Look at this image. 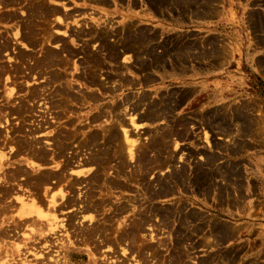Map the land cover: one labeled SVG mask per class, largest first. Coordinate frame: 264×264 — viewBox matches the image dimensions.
<instances>
[{"label":"rangeland","instance_id":"374dc122","mask_svg":"<svg viewBox=\"0 0 264 264\" xmlns=\"http://www.w3.org/2000/svg\"><path fill=\"white\" fill-rule=\"evenodd\" d=\"M30 1H40L47 7L63 4L69 17L59 13H47L45 19L39 14L30 15ZM151 12L152 0H0V154L4 156L0 163V264H179L172 246L176 220L151 215L134 231V239L123 236L126 225L120 222H129L133 207L134 211L148 210L149 214L151 207L177 206L200 211L204 220L228 224L233 231L231 238L219 240L209 224L197 220L200 228L187 241L193 243L188 247V258L184 255L188 264H264V180L252 173L253 161L264 159V109L257 101L229 105L225 99L207 106L215 107L214 114H182L175 109L178 103L170 101V88L175 92L179 84H152L151 64L139 69L132 59L126 60L129 52L111 59L99 47L95 39L98 33H111L105 42L113 43L116 32L130 30L140 35L141 46L152 48V40L157 37L151 36L152 26L142 16H152ZM87 31H91L90 35ZM158 40L157 47H164L163 38ZM169 42L171 47L180 44L175 39ZM84 46L101 61L87 62ZM148 58L149 54H141L140 61L147 64ZM88 71L97 76L101 85L86 81ZM66 81L71 99L60 92ZM138 102L141 105L133 111L131 104ZM151 103L152 108L164 107L162 112L169 114L152 122L140 119ZM201 103L189 107L197 108ZM105 109L107 115L92 120ZM120 121L137 139L139 155L130 159L124 151L120 176L134 181L111 189L112 202L106 199L100 204L98 200L105 197L107 189L87 183L104 153L93 150L92 143L76 147L81 137L78 133L63 151L55 147L58 166L68 152L77 151L70 167L77 169L80 166L76 164L81 162L87 170L78 177L67 173L59 181L72 203L55 211L41 206L59 231L48 236L45 219L30 223L18 217L20 204L15 197L42 192L40 185L32 184L38 170L31 171L26 165L30 154L26 138L35 134L45 151L48 141L65 131L74 132V127L86 133L100 132L101 127H117ZM97 147L103 148L108 162L105 172L112 175L118 158L100 138ZM46 155L48 162L43 167L49 171L50 150ZM180 166L186 177H207V186L194 187V181L185 186L177 181L171 183L169 195H150L148 199L147 193L152 190L147 192L145 183L154 184V177ZM118 201L127 205L120 214L113 205ZM89 215L93 217L89 219ZM31 225L37 230L34 233ZM90 258L95 262L90 263Z\"/></svg>","mask_w":264,"mask_h":264},{"label":"crops","instance_id":"0c3cea01","mask_svg":"<svg viewBox=\"0 0 264 264\" xmlns=\"http://www.w3.org/2000/svg\"><path fill=\"white\" fill-rule=\"evenodd\" d=\"M175 1L152 0V16L142 15L157 37L152 84H179L170 95L182 114H214L225 99L257 101L264 109V0ZM161 37L164 47H157ZM172 39L180 44L171 47ZM198 101L202 106L189 107ZM253 164L252 173L264 180V159Z\"/></svg>","mask_w":264,"mask_h":264},{"label":"bare ground","instance_id":"6f19581e","mask_svg":"<svg viewBox=\"0 0 264 264\" xmlns=\"http://www.w3.org/2000/svg\"><path fill=\"white\" fill-rule=\"evenodd\" d=\"M164 1L167 2V0H164ZM176 1H178V0H176ZM190 1H192V0H190ZM194 1H197V0H194ZM194 1H192L191 3H193ZM39 2L40 1H38V2L30 1V4L28 5V9L31 11L30 15L39 14V16H41V17H43V19H45L46 18L45 15L47 13L53 14V15L59 13V14H62L63 18L69 17L70 13L66 12L63 4H57L56 3L55 5H52L53 7L52 6L47 7V6H45V4H41V3L39 4ZM181 3L182 2H180V4ZM187 4H188V2H187ZM56 5H57V7H55ZM58 6H60V7H58ZM60 8H62L63 11H61ZM57 21L61 22L62 18L58 17ZM126 29H124V30H126ZM136 31H138V30H136ZM90 32L87 31V33H89V35H90ZM110 34L111 33L107 32V31H103V33L102 32L100 34L98 33L96 36L97 38H95V39H97V41H99V44H98L99 47H101L102 49H104L105 51H107L109 53V56L111 59L118 58L120 53H121V56H123V55L127 54L126 52H129L130 54L127 55L126 60L132 59L133 64H135V63L138 64L139 69H140V66H147L148 64H151L150 67L152 66V48H151V46H146V45L141 46V42L139 41L140 35L135 34V33L131 32L130 30L126 31V32H119V33L116 32L117 38L114 39L113 43H110L108 41L105 42V39L108 36H110ZM121 34H122V36L119 37ZM81 35H83V34H81ZM76 36H78V34H76ZM146 36H147V34H146ZM151 36H153V35H151ZM83 50L84 51L87 50L85 48V46H84V48H82V51ZM90 52L91 51H86L84 54L85 58L87 59V62L90 61L93 64V61H95L96 63L101 61V60H99V56L95 55V53H93V52H91V53ZM141 54H146V55L149 54L150 55V58H148L149 63L143 64L140 61L141 60L140 59ZM127 65H129V64H127ZM96 77H97L96 75L91 74V72L88 71L86 81L91 85L98 86L100 84V82ZM65 83H66V85H64L63 87L60 88L61 89L60 92L62 91L66 95V97L68 96L71 99L72 97L69 93L70 92V84L68 83V81H66ZM11 91H12V89H11ZM142 96H143V94H142ZM166 97H169V96H166ZM84 98H85V96H82V100ZM137 100L140 101V98H138ZM137 100H135V101L137 102ZM144 100H145V98H144ZM167 100H170V99H167ZM140 102L135 103V104L134 103L131 104L133 111L137 110V107L141 105ZM166 103H167V101H166ZM166 103H164V104H166ZM164 104H163V106H164ZM161 108H160V106H158V107L154 106L152 108V103H151V105H148L146 110L143 112V114H140L139 117H140V119H146L150 122H152V120L160 119L163 115L165 116L167 113V111H166V113H165V111L162 112L164 110L163 109L164 107L162 109ZM107 114H108V109L107 110L106 109L105 110H99L97 112V115L94 118H92V120L96 119L100 116H105ZM130 122L133 125V118H130ZM116 124H117V127L113 126V127L109 128V127L105 126V127L100 128L101 129L100 132H98V130H97L94 132L90 131L89 133L82 132L81 130L77 131V128L74 127L73 128L74 132L65 131L64 133L60 134L59 138L53 137L54 141H52V142L48 141L47 142V145H48L47 149L50 150L49 162H51L50 163L51 168L48 169L49 171H44L46 168L43 167L44 166L43 163L48 162L47 161L48 157L46 155L48 150H46V148H45V151L41 150L42 148H40V146L38 145L39 139L37 138V136H34L35 134L31 135L28 138L25 137L26 140L24 142L27 145L26 149L28 150V152H30V154L27 155L28 157H26V159H27L26 165L28 168L31 169V171L36 170V169L38 170V172L36 173V177H34L35 181H32V184L34 183V185H35V183H36V185H40L42 192L40 191L41 192L40 195H38V193H36V192H29V194H27V195L22 194V195H18L17 197H15L16 201L20 204L19 205L20 212H18L19 213L18 217L19 218L21 217L22 220L28 221L30 223L41 222L45 219L46 221H48L46 223L47 228L45 230L48 236H49V234L52 236H55L57 231H59L57 224L54 222H50L47 219L48 216L45 213V211L43 210V208H41V206L45 205V207H47L48 211H55L60 207L68 206L69 203H72V199L68 198L69 193L67 195L65 194V192L61 189L62 185L59 183V181L62 178H64L67 173L69 174V176L74 175V176L78 177V176L85 174V171H87V170L84 169L83 163H81V162H78L76 164L77 166H80V167H77V169H73L70 167V165L73 162L72 158L74 157V155H77L76 154L77 151L68 152L69 154H68L67 158L64 160L63 164L58 166V159L56 158L58 155V152L55 151V149H56L55 147L57 146L60 151H63L65 148L68 147V143L70 141L75 140L76 134H78V133L81 134V137L79 138V141L77 142L76 147H80L81 145L86 146L89 143H92L93 148H95L93 150H99L102 153H104V157L100 161H98L96 168L91 171L89 178L87 179V183H90L91 185H94L96 187L107 189V191L104 194L105 197L104 196L100 197L98 200V202L100 204H103L106 199H109L108 203L112 202L111 197H113V194L111 192L109 193V191L111 189L126 187L127 185L130 184V180L134 181V179H132V177L126 178V177L122 176L123 177L122 178L120 176V172H122V167H123V159L122 158L124 156V154H123L124 151L130 159H135L139 155V153H138L139 152V149H138L139 146H137V143H136L137 139L132 136L133 134L130 133L129 129L124 127V122L120 121V122H117ZM27 132H29V130ZM29 134H30V132H29ZM98 138L101 139L102 144H104V145L109 144V150L111 149L113 155H115V157L118 158L117 166H116L115 170L112 171L113 172L112 175L108 174V172H105V170L108 166L107 165L108 164L107 156L105 155V152L102 150L103 148L97 147V139ZM96 147H97V149H96ZM103 147L107 148L105 146H103ZM94 154L96 155V151ZM3 157H4L3 154H0V163L3 159ZM6 160H8V158ZM136 161H137V159H136ZM54 166H56L57 168L52 170V167H54ZM40 167H41V170H39ZM182 168H183L182 166L177 167V169L171 168L164 175H161V177H154L153 178L154 182H155L154 184L146 182L145 188H146V190H148L147 192H151L150 190H152V193H147V194H149L148 199L150 198V195L152 196V198L155 195L156 196L157 195H160V196L161 195L162 196L169 195L172 192L171 183H176L177 181L180 184H182V183L185 184V186H187L188 184L190 185L193 181H194V183H193L194 187H198L199 185H202L203 187L207 186L205 184L206 183L205 179H207V177L200 176L197 174V175H195V177L193 179H191L188 176L186 177V175L184 173L185 171H183ZM51 178L54 180H52ZM121 178H122V180H121ZM49 180H50L49 183H53L52 185L48 184ZM58 184H59V186L56 189ZM53 189H55V190H53ZM88 189H89V187H88ZM88 195L90 196L91 194H88ZM81 196L83 199V197H85L84 193ZM81 196H80V199H81ZM69 197H70V195H69ZM59 199L61 200L60 202H58ZM132 199H134V198H132ZM129 201L132 202V204L134 203V200L130 199ZM108 203H106V204H108ZM113 205H114V211L116 213H119V214L122 213L127 207V205L125 203L123 204L122 202L120 203L119 201L116 203V205L115 204H113ZM91 206L95 207L96 204L93 203V201H92ZM134 208L135 207H133L131 209V212H132L130 214L131 219L129 220V222L127 224L125 223L124 219H122L120 221L121 223L123 222V224L126 225V227H125L126 229L122 231L123 236L134 239V231L139 228L141 223L148 222L150 220L151 215H152V217L158 215L160 220L174 219L177 221L176 222L177 227L174 229V233H173L174 237H173L172 246L177 251V259L179 261V264H188L185 261L184 255L186 256V258H188V256H187L188 255V247L189 246L192 247L193 243L187 244V241L192 238L193 232L195 230H198V228H200V227H198V225H199L197 223L198 221H203V222H206L207 224H209L211 226L210 230L214 234H217L219 236L217 238L219 240L229 239L233 236V231L231 230V228L229 227L228 224L218 223V222L214 221V219H212L213 221H211L209 223V221L204 220V216L202 215V213L200 211H196L194 209H185L184 207H181V206H177L173 209L169 208V207L154 209L151 207L150 208L151 213L147 214L146 212H148V210L147 211L146 210L134 211ZM19 209H18V211H19ZM22 216H24V218H22ZM92 217L93 216L89 215L88 218L91 219ZM127 219H129V217H127ZM31 227H32V229H31L32 233L37 231V230H34L33 225H31ZM43 231L44 230H41L40 232H43ZM150 236H152V235H150ZM67 241H69V237L67 238ZM228 254L230 255L229 252H228ZM220 258L222 259L223 257L220 256ZM220 258H218V261H220ZM228 258H229V256H228ZM201 260L204 261V259H201ZM223 260L226 261L225 259H222V261ZM91 261L93 263L95 262L94 260L91 259L90 263H91ZM199 262H201V261H199ZM207 262H209V261H207ZM203 264H204V262H203Z\"/></svg>","mask_w":264,"mask_h":264}]
</instances>
